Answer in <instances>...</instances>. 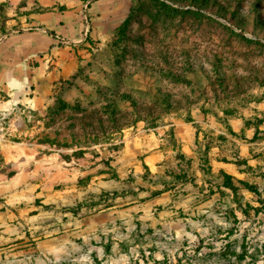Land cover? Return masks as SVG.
Here are the masks:
<instances>
[{"label":"rangeland","instance_id":"rangeland-1","mask_svg":"<svg viewBox=\"0 0 264 264\" xmlns=\"http://www.w3.org/2000/svg\"><path fill=\"white\" fill-rule=\"evenodd\" d=\"M53 1L0 0V264H264V0Z\"/></svg>","mask_w":264,"mask_h":264},{"label":"trees","instance_id":"trees-1","mask_svg":"<svg viewBox=\"0 0 264 264\" xmlns=\"http://www.w3.org/2000/svg\"><path fill=\"white\" fill-rule=\"evenodd\" d=\"M152 7L155 9V12H158V14H160V17H163V19L165 20H169L170 22H172L173 20L175 21V17H182V19L180 20V25H182L184 23V19L189 17V16H193L195 17V20H198L199 22L203 21L204 19H207L209 21H212L214 23H217L220 25V27H222V24L215 21V20H211L208 17H206L204 14H202L199 11H193V10H186L183 8H180L176 5H174L173 0H155L152 3ZM200 9V8H199ZM135 12H132V14H134ZM148 16V15H147ZM157 16V19L158 17ZM149 20H152L151 15L149 14L148 16ZM130 19V18H129ZM132 20V18H131ZM131 20H127L126 23L124 24V26L122 27V29L119 32V38L121 39H127L130 40L132 42H141L144 38L143 36H134V35H129L127 32V29L129 27V24L131 23ZM158 21V20H156ZM48 34L53 36L54 38L56 37L55 34L53 32L48 31ZM164 78H169L172 79L173 81L176 82H182V78L180 77V75L176 74L174 71L169 70L167 72H163ZM159 101L162 102V99H160ZM135 111H138L137 108V104H133ZM81 109L80 106L76 105V106H70V105H64L62 107H59V109L57 111H53L51 113V115L49 116V119H54V116H57L58 114H62V112H66V111H73L76 109ZM87 112V111H86ZM115 116V115H114ZM114 118V117H113ZM70 120V118H68Z\"/></svg>","mask_w":264,"mask_h":264},{"label":"crops","instance_id":"crops-1","mask_svg":"<svg viewBox=\"0 0 264 264\" xmlns=\"http://www.w3.org/2000/svg\"><path fill=\"white\" fill-rule=\"evenodd\" d=\"M51 1H53V0H40V2H41L40 5H42L44 7H47L49 5H50V7L55 6L56 5V2L53 1V3H52ZM90 1H89V5L90 6H94L95 3H98L99 0H90ZM85 2H86V0H79V3L77 4V9H75V11H77V15L78 16L80 15V12L84 11V8L86 7L85 6ZM55 9L56 8H54V10ZM37 30H44L45 32H47L46 28H38ZM46 34L49 37V42H48L49 44L48 45H49V47L52 48L51 51H52V54H53L54 51L58 50V48H55L56 45H57L56 44L57 40L53 36H49L48 32ZM90 36H93V32L92 31L90 32ZM96 38H97V41L101 40L100 37H95V39ZM84 39H85L84 38V35H82V38L80 40L72 41V43H76V44H69L70 45L69 50H73V52L70 53L71 57H69L68 60H63L62 62H60V61L59 62L58 61H53V63L51 64V67H53V68L47 72V78H46L50 83H54L55 81H57V83L60 84L61 83L60 81L69 79L70 76H69V74H66V70H65L66 67L63 66V71H62V70H60L58 68V66H62L63 64L70 65L72 63V61H74V59H78V57H77V51L79 53L80 48H82L83 50H85V52H89V49L86 48V47L87 46L88 47H91V51H90V56L91 57L93 56V53L92 52H98L99 51L98 49L95 50L90 44H79V43H83L84 42ZM0 44H4L5 46H6V44H15L12 41L11 37H10L9 31L7 33H5V34L0 35ZM93 45H95V46H102L103 44H100L99 42H97V44H93ZM104 45H106V44H104ZM89 61H90V59H88L87 62H89ZM0 62L1 63H6V61H4V62L3 61H0ZM21 63H22L21 64V69H26L25 66L27 64H29V62H26V60H25V62L22 61ZM14 65L15 66L16 65L18 66L19 64H18V62H14ZM55 65H57V66H55ZM75 65L77 67V64H75ZM46 67L48 68V65ZM38 69H40V68H38Z\"/></svg>","mask_w":264,"mask_h":264}]
</instances>
